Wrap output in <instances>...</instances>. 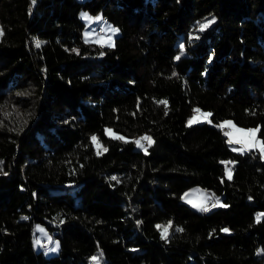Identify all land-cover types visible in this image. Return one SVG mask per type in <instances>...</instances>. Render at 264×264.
Wrapping results in <instances>:
<instances>
[{
	"label": "trees",
	"instance_id": "1",
	"mask_svg": "<svg viewBox=\"0 0 264 264\" xmlns=\"http://www.w3.org/2000/svg\"><path fill=\"white\" fill-rule=\"evenodd\" d=\"M0 28V264H264V157L220 129L264 141V0H0Z\"/></svg>",
	"mask_w": 264,
	"mask_h": 264
},
{
	"label": "rangeland",
	"instance_id": "2",
	"mask_svg": "<svg viewBox=\"0 0 264 264\" xmlns=\"http://www.w3.org/2000/svg\"><path fill=\"white\" fill-rule=\"evenodd\" d=\"M79 17L84 22V28L82 34H83V39L85 41L94 42L101 46H111L113 44L114 38L118 33V29L108 20L104 19L100 12H97L96 14H92L87 10L81 9L79 11ZM113 29H115L116 31H112ZM197 109H199V112L196 111ZM207 114H209L208 111L195 107L192 110V113L188 116L186 122L187 124H190L189 121H192V123L202 122V121L211 123L212 120L210 118V115ZM194 116L197 118L196 120H193ZM220 128L223 129V133L226 136L228 142L230 139L234 141L233 143H230L232 149L258 150L264 157V152L261 151L260 146L258 144L255 146L251 145L250 141L252 138L249 135H247V130L256 129V128L254 127L245 128L238 126L234 124L233 121L230 119L223 120ZM238 129L244 131H237ZM112 132L113 131L110 128H106V133L113 135ZM255 139L257 141H262L261 138L257 136V132ZM136 141H140V139L138 138ZM235 141H239V142L237 143ZM94 144L98 150L103 149L102 145L96 139L94 141ZM227 174L229 175V172ZM180 199L181 201L187 203L190 207H192L195 210H204V209L210 210L214 207L221 206L224 204L220 196H216L211 191L196 185L185 189L181 193ZM33 228L34 230H33L32 242L34 247L36 249H42L43 253L46 256L57 253L59 248V241L57 238L53 237L47 231L45 224L37 222L35 223ZM98 263L99 261L97 260V257L93 255L91 258V264H98Z\"/></svg>",
	"mask_w": 264,
	"mask_h": 264
},
{
	"label": "snow or ice",
	"instance_id": "3",
	"mask_svg": "<svg viewBox=\"0 0 264 264\" xmlns=\"http://www.w3.org/2000/svg\"><path fill=\"white\" fill-rule=\"evenodd\" d=\"M209 23H211V22H209ZM206 27H208V24H203V25H201V28H200V30L201 31H203ZM112 31H116L115 29H113ZM3 34V30L2 29H0V35H2ZM37 46H39V45H37ZM177 59H179V57H177ZM161 103H166V102H161ZM197 112H199V109H197L196 110ZM207 115H210V113L209 114H207ZM197 118L194 116L193 117V120H196ZM189 123L191 124L192 123V121H189ZM237 131H244V130H240V129H238ZM258 131V129H249V130H247V135H249L252 139H251V141H250V144L251 145H253V146H255V145H259L260 146V148H261V151L262 152H264V141H257L256 139H255V136H256V132ZM117 138H121V137H117ZM94 141H95V137H93L92 138ZM122 139V138H121ZM142 140H145V141H148L149 142V144L151 143V138L150 137H147V136H145V137H142L141 138ZM234 141H232L231 139L229 140V143H233ZM235 142H239V141H235ZM136 144H137V146L138 147H143V145L141 144V142L140 141H136L135 142ZM145 153L147 154V149L145 148ZM112 179H116V177H112ZM215 206V205H214ZM205 211L207 210V209H204ZM258 220H259V217H258ZM165 231H166V229H165ZM225 231H227V229H225Z\"/></svg>",
	"mask_w": 264,
	"mask_h": 264
},
{
	"label": "built area",
	"instance_id": "4",
	"mask_svg": "<svg viewBox=\"0 0 264 264\" xmlns=\"http://www.w3.org/2000/svg\"><path fill=\"white\" fill-rule=\"evenodd\" d=\"M221 129V128H220ZM221 130H223V129H221Z\"/></svg>",
	"mask_w": 264,
	"mask_h": 264
}]
</instances>
